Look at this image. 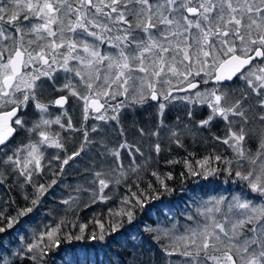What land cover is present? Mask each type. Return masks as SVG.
<instances>
[{
    "label": "snow or ice",
    "instance_id": "6c2138e0",
    "mask_svg": "<svg viewBox=\"0 0 264 264\" xmlns=\"http://www.w3.org/2000/svg\"><path fill=\"white\" fill-rule=\"evenodd\" d=\"M61 76L63 85L58 84ZM46 93L58 96L45 100ZM70 98L79 102L85 123L91 118L111 129V145L107 137L90 138V132L106 131L103 125L77 128L70 117L49 118L50 106L64 109L67 116ZM149 100L156 102V127L136 128L139 143L130 141L123 114ZM178 101L186 106L188 122L177 118L176 124L165 125L166 110ZM204 110L205 117L194 120V113ZM220 123L224 134L213 139L231 148L233 157L208 155L194 163L186 158V174L207 179L225 171L255 196L204 202L197 210L202 221L187 216L193 223L182 233L175 225L146 230L157 232V242L166 238L164 256H178L182 264H264V0H0V185L12 176L10 186L23 200L11 201L14 215L0 210V234L37 211L66 166L93 144L99 143L97 158L83 169L84 182L73 190L76 195L60 201L66 212L79 206V193L88 194L86 206L106 203L113 198L105 191L110 185L131 175L138 181L152 153L159 157L166 150L162 129L167 128L169 146L182 148L186 136ZM17 132L26 139L11 145ZM62 132L81 133L76 150L69 152ZM253 139L255 152L247 147ZM222 160L224 169L214 167ZM151 175L155 181L146 187L133 181L130 195L109 209L108 227L95 221L100 231L91 232L90 239L104 241L125 222L133 224L138 207L143 210L150 200L172 193L166 183L173 179L170 173ZM68 223L75 226L61 218L42 231L33 229L30 240L17 229L20 245L12 255L22 264H48L49 252L62 238H84L86 225L73 235L62 231ZM6 239L0 235V253ZM0 264L11 261L0 256Z\"/></svg>",
    "mask_w": 264,
    "mask_h": 264
},
{
    "label": "trees",
    "instance_id": "16d2710c",
    "mask_svg": "<svg viewBox=\"0 0 264 264\" xmlns=\"http://www.w3.org/2000/svg\"><path fill=\"white\" fill-rule=\"evenodd\" d=\"M27 24L28 22H24ZM64 80L58 81L59 85H63ZM75 83V81H74ZM184 95V93L178 94ZM58 96L56 93L51 95L45 94L44 99H52ZM123 99V98H118ZM116 101H113L115 103ZM79 102L75 98H70L69 104L65 105L67 116L63 115L64 109L55 106L49 107V118L55 119L57 115L61 116L62 121H66L68 117L71 118L74 127H81L85 124L89 129L92 125H103V122L89 119L86 123L83 121L82 110L78 105ZM153 101L146 102L143 106H137L134 110L128 109L123 114L122 123L127 132V137L130 141L139 143V136L136 128L143 127L146 131L153 130L156 127V107ZM94 115V114H93ZM206 110L196 111L194 113V120H201L205 117ZM177 118L183 123L188 122L186 116V106L176 102L173 106L165 112V125H174L177 123ZM29 121L32 119V110L29 109ZM54 128L58 126L54 125ZM106 129L104 132L91 133L90 138H95L99 141L102 137H107V142L111 145L113 143V133L107 125H103ZM162 146L166 149L161 152L159 157L152 153L153 159L140 172V178L137 181L136 175H131L126 182L119 185H110V189H106L112 195V199L106 203L97 202L86 206L88 204V194L79 193V206L72 211H65L66 205L60 203L69 194L76 195L73 191L78 183L84 182L83 169L90 166L92 161L97 158V149L99 143L93 144L85 153L78 157L76 162H70L66 166V174L58 178V184L49 190V193L44 197L42 206L35 212L29 214L28 217L21 219L20 223L14 225V228L8 232L0 234L5 236L6 250L0 253V256L11 261V264H22L12 253L16 251L20 245L19 236L16 235V230L20 229L21 234L25 236L26 240L31 239V230L42 231L44 225L49 224L54 226L61 218L66 221H73L68 223L62 229L64 232H71L73 235L79 234V226L86 225L84 238L82 240L67 241L63 238L60 241L59 247L49 252L47 259L48 264H165L166 261H171L173 264H182V259L178 256L165 257L161 244L167 243V239L163 238L157 242V232H149L146 229H169L175 225L179 233L184 231L185 225H190L193 221L187 220V214L194 217L195 220L202 221V217L198 215L197 210L200 208L201 202L205 201L206 197L215 195H222L227 200H231L234 195H243L248 198H253L255 194L249 190L239 181H235L234 176H229L225 171H219L216 175L209 176L204 179L201 176H188L182 161L188 159L193 162L197 159H202L208 155H220L224 159H231L233 157L232 149L227 145L220 143L213 139L214 136H223V124L214 125L211 130H201L194 136H186L184 138V147H177L175 144L169 146L166 138L167 128L161 130ZM66 137V146L69 152L76 150L81 141L80 132H62ZM26 137L23 132H17L10 141L11 145L25 141ZM155 140V137L151 138ZM145 156L148 155L147 144L143 146ZM247 147L255 152L258 143L255 139L247 143ZM11 154L10 149L6 150ZM49 152H55V149H49ZM193 156H189V153ZM2 157V153H0ZM143 157L137 155V160L143 163ZM176 160L181 163L170 164L168 161ZM128 159L125 158L124 164L127 166ZM214 167L224 169L226 165L223 160L214 162ZM3 170V169H0ZM152 171H157L162 178L166 174H171L173 179L166 180V183L173 189L171 194H163L159 199H153L147 202L143 210L139 207L136 210V220L129 225L125 222L124 226L112 235H107L104 241L90 239L91 232L99 233L100 228L95 221L108 227V212L109 209H115L120 206V200L126 195H130L128 188L134 189L133 181H137L142 187H146L147 183L154 182L155 177L151 175ZM181 173H184L182 176ZM13 177L9 176L5 184L0 185V210H6L8 213L15 214V205L11 203L16 200L17 203H23L20 191L14 186H10ZM157 187H159L157 185ZM161 193L164 190L160 189ZM202 198L203 200H200ZM27 221V223H25ZM9 232L12 236H9ZM162 235V234H161ZM15 237V238H12ZM27 264H31L30 261Z\"/></svg>",
    "mask_w": 264,
    "mask_h": 264
},
{
    "label": "rangeland",
    "instance_id": "374dc122",
    "mask_svg": "<svg viewBox=\"0 0 264 264\" xmlns=\"http://www.w3.org/2000/svg\"><path fill=\"white\" fill-rule=\"evenodd\" d=\"M222 195H219V196H215V195H212V196H209V197H206L205 199V201H202L201 202V205H200V208L202 207V205L204 204V202H206V201H210V200H213V199H215V198H219V197H221ZM200 200H203L202 198H199ZM188 216L190 215V214H187ZM203 219V218H202ZM201 219V220H202ZM173 227H170L169 229H172ZM177 230H179V228H176Z\"/></svg>",
    "mask_w": 264,
    "mask_h": 264
},
{
    "label": "water",
    "instance_id": "95a60500",
    "mask_svg": "<svg viewBox=\"0 0 264 264\" xmlns=\"http://www.w3.org/2000/svg\"><path fill=\"white\" fill-rule=\"evenodd\" d=\"M179 94H181V93H179Z\"/></svg>",
    "mask_w": 264,
    "mask_h": 264
}]
</instances>
